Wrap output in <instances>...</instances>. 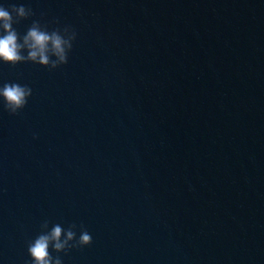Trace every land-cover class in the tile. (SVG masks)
Here are the masks:
<instances>
[{"label": "water", "instance_id": "95a60500", "mask_svg": "<svg viewBox=\"0 0 264 264\" xmlns=\"http://www.w3.org/2000/svg\"><path fill=\"white\" fill-rule=\"evenodd\" d=\"M0 264H264V0H0Z\"/></svg>", "mask_w": 264, "mask_h": 264}]
</instances>
